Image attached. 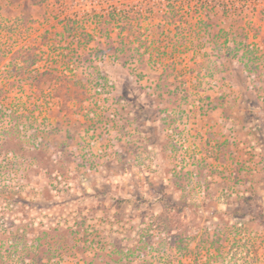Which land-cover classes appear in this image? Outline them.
Returning a JSON list of instances; mask_svg holds the SVG:
<instances>
[{
  "label": "rangeland",
  "instance_id": "1",
  "mask_svg": "<svg viewBox=\"0 0 264 264\" xmlns=\"http://www.w3.org/2000/svg\"><path fill=\"white\" fill-rule=\"evenodd\" d=\"M65 1L0 0V264H264V0L90 41Z\"/></svg>",
  "mask_w": 264,
  "mask_h": 264
},
{
  "label": "trees",
  "instance_id": "2",
  "mask_svg": "<svg viewBox=\"0 0 264 264\" xmlns=\"http://www.w3.org/2000/svg\"><path fill=\"white\" fill-rule=\"evenodd\" d=\"M72 3H78V0H70ZM101 3H106L109 9L104 13L98 14L95 8H91L90 10H82L79 12L77 10H72L70 15H65L60 19V23L64 32L70 36L80 35L84 37L83 40L90 41L91 34L85 30V23L94 22L95 25H101L105 22H110L119 27V30L123 33H127L136 38L139 36L147 35L144 33V28H140L136 31L135 26L137 23L142 21H149V26L153 25H174L173 27L176 29L175 22L178 19L183 17L182 6L184 7H194V11L197 10V13L203 11L205 15L208 17L210 13L215 12L214 2L215 0H197L198 4L192 6L194 0H99ZM212 3V4H210ZM56 4L57 10L62 12L67 8V2L64 0H54ZM64 9V10H63ZM105 9V8H104ZM230 14H226L227 17L232 19V21L236 22V27L234 31L243 30V26L245 25L247 19L248 12L242 9H234ZM59 13V12H58ZM155 22V24H154ZM136 23V24H135ZM242 23V24H241ZM148 24V23H147ZM146 24V32L151 34L152 31L149 29ZM242 27V28H241ZM165 29H167L165 27ZM260 28L256 29L255 35L260 33ZM240 33V32H238ZM248 33H244L246 36ZM140 38V37H139ZM141 39V38H140ZM139 39V41H140ZM242 47H244L243 51L245 54L251 53L250 42L242 43Z\"/></svg>",
  "mask_w": 264,
  "mask_h": 264
}]
</instances>
